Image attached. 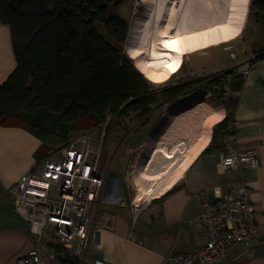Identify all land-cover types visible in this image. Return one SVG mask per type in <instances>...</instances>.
I'll return each mask as SVG.
<instances>
[{
    "label": "crops",
    "instance_id": "1",
    "mask_svg": "<svg viewBox=\"0 0 264 264\" xmlns=\"http://www.w3.org/2000/svg\"><path fill=\"white\" fill-rule=\"evenodd\" d=\"M262 37L257 46L259 51L264 48ZM253 61L246 69L230 76L241 75L244 78L241 92L230 94L223 91V100L212 94L223 108L224 116L213 124L208 145L171 189L150 202L136 203L134 196V204H143L137 217L132 209L130 212L119 210L126 206L102 204L97 208L89 248L91 259L108 264H164V258L170 252L194 251L206 242V237L194 222L201 212L198 193L213 186H222L228 192L233 186L244 183L253 190L259 240L251 246H234L229 258L220 264H264V58ZM16 69L11 28L0 23V85L6 83ZM187 99L171 104L166 115ZM158 108L151 105L148 114L139 115L140 123L145 125L139 136L134 138V141H139L135 151L137 163L147 147L152 151L162 143L171 127L169 121L162 124L157 132L155 124L161 112ZM188 112L189 109H185L183 114ZM226 118L228 123H236V127L232 134H228L226 128L223 131L225 150L203 154L212 143L216 125ZM143 132H147V136L141 139ZM229 144L256 149L260 166L247 171L221 168L218 155L225 152ZM41 145L39 138L24 129L0 126V264H17L20 257L34 249H39L44 257L49 254V249L30 237L28 223L14 207V188L37 166L36 153Z\"/></svg>",
    "mask_w": 264,
    "mask_h": 264
},
{
    "label": "trees",
    "instance_id": "2",
    "mask_svg": "<svg viewBox=\"0 0 264 264\" xmlns=\"http://www.w3.org/2000/svg\"><path fill=\"white\" fill-rule=\"evenodd\" d=\"M113 1L0 0V23L11 28L17 60L15 72L0 85V126L21 128L39 138L38 163L52 148L65 145L78 124L97 126L108 112L144 116L151 104L172 103L196 84L152 94L145 79L149 77L109 41L124 44L129 33L127 21L111 13ZM251 9L264 22V0L255 1ZM262 58L264 48L253 62ZM230 75L210 83L226 92ZM228 122L226 118L216 125L203 154L225 150Z\"/></svg>",
    "mask_w": 264,
    "mask_h": 264
},
{
    "label": "built area",
    "instance_id": "3",
    "mask_svg": "<svg viewBox=\"0 0 264 264\" xmlns=\"http://www.w3.org/2000/svg\"><path fill=\"white\" fill-rule=\"evenodd\" d=\"M235 127L236 123H228L226 132L232 134ZM96 145L93 134L73 139L59 156L42 160L15 186L14 207L28 223L30 237L49 249L47 257L34 249L17 264H108L89 257L94 216L102 204L126 206V202L107 182ZM218 159L224 170L247 171L260 166L256 149L231 144ZM252 196V188L244 183L228 192L222 186L201 190V212L194 222L206 242L194 251L170 252L164 264H220L234 246L255 244L259 236ZM142 205L132 201L135 217Z\"/></svg>",
    "mask_w": 264,
    "mask_h": 264
},
{
    "label": "bare ground",
    "instance_id": "4",
    "mask_svg": "<svg viewBox=\"0 0 264 264\" xmlns=\"http://www.w3.org/2000/svg\"><path fill=\"white\" fill-rule=\"evenodd\" d=\"M250 1L140 0L128 54L140 72L154 76L174 59L235 41L245 28ZM165 40L176 41L178 51L164 47ZM185 109L189 112L183 114ZM223 116L210 91L173 107L171 127L162 143L152 151L147 147L136 165L135 202H150L171 189L208 145L213 124Z\"/></svg>",
    "mask_w": 264,
    "mask_h": 264
},
{
    "label": "rangeland",
    "instance_id": "5",
    "mask_svg": "<svg viewBox=\"0 0 264 264\" xmlns=\"http://www.w3.org/2000/svg\"><path fill=\"white\" fill-rule=\"evenodd\" d=\"M139 1L114 0L113 6H111V13L127 21L129 33L127 41L124 44H119L112 39H109V41L113 46L120 49L134 66L135 64L128 54L127 45L137 13L141 9ZM255 1L257 0L250 1V9L244 33L235 41L213 47L206 51L181 56L178 58V63L174 65L175 70H172V67L169 66L173 65L174 59L160 73L154 76L146 75L149 77V80L135 66L149 83L152 94H157L184 83H196L188 91L187 95L177 98L172 103H163L161 101L151 104L154 108L159 107L161 110L157 123L155 124L157 132L162 127V124L166 125L167 121H170L169 115L173 109L167 115L166 112L171 108V104L178 103L185 98L203 91H210L217 99L223 100L224 93L221 92L220 95H215V87L209 81L213 78L224 77L229 73L233 75V73H237L239 70H244L255 59V56L259 52L257 46L264 34V22L261 15L251 9ZM114 6L115 9L113 8ZM140 119L141 117L138 112H131L125 117H121L120 113L108 112L105 120L97 126L87 127L84 123L78 124L77 129L70 132L65 145L52 148L45 154L43 160L50 156H59V153L73 139L86 134H93V139L97 143L96 152L99 155L101 154L100 162L107 182L110 183L113 189H117L119 194H123L124 201L126 202V207H121L119 210L121 212H130L133 197L135 196L134 175L138 161V157H136L138 154L135 151L139 143V141H134V138L139 136L140 130L145 125L140 123ZM141 135V139H144L147 136V132H143ZM42 245H44V242H42Z\"/></svg>",
    "mask_w": 264,
    "mask_h": 264
},
{
    "label": "water",
    "instance_id": "6",
    "mask_svg": "<svg viewBox=\"0 0 264 264\" xmlns=\"http://www.w3.org/2000/svg\"><path fill=\"white\" fill-rule=\"evenodd\" d=\"M244 78L241 75H234L231 80H228L226 83V90L230 94H237L241 92L243 85H244ZM223 88L220 86H217L214 88V94L220 95L221 92H223Z\"/></svg>",
    "mask_w": 264,
    "mask_h": 264
},
{
    "label": "snow or ice",
    "instance_id": "7",
    "mask_svg": "<svg viewBox=\"0 0 264 264\" xmlns=\"http://www.w3.org/2000/svg\"><path fill=\"white\" fill-rule=\"evenodd\" d=\"M176 43H177L176 41H172V40H165V41H163L164 47L169 48L172 51H178V49L175 46ZM177 63H178V58L175 59L173 61V65L172 66H169V67H172V70H175L174 65L177 64Z\"/></svg>",
    "mask_w": 264,
    "mask_h": 264
},
{
    "label": "flooded vegetation",
    "instance_id": "8",
    "mask_svg": "<svg viewBox=\"0 0 264 264\" xmlns=\"http://www.w3.org/2000/svg\"><path fill=\"white\" fill-rule=\"evenodd\" d=\"M214 79V78H213ZM212 81V79L209 81V83ZM211 84V83H210Z\"/></svg>",
    "mask_w": 264,
    "mask_h": 264
}]
</instances>
